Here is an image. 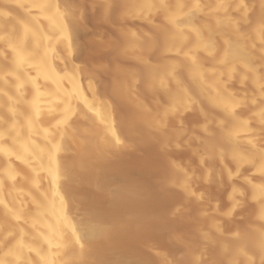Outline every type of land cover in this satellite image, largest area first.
Returning <instances> with one entry per match:
<instances>
[{"label": "bare ground", "instance_id": "obj_1", "mask_svg": "<svg viewBox=\"0 0 264 264\" xmlns=\"http://www.w3.org/2000/svg\"><path fill=\"white\" fill-rule=\"evenodd\" d=\"M1 1L22 11H0V42L13 47L12 41L18 35L12 24L17 23L20 41L26 47L38 48L40 58L12 59L6 66L0 62V264H134L115 255L108 258L100 245L125 231V220L135 216L127 215L110 225L96 216L90 209L88 196L81 193L95 192L99 197L109 195L119 201L132 198L126 187L110 188L111 195L108 194V184L103 180L105 165L96 166L100 164L97 160L103 162L116 149L111 135H117L118 119L108 108L98 105L100 96L93 84L90 86V82L68 74L72 62L64 51L72 41L65 35L68 32L63 5L59 0L53 7L50 0ZM124 1L127 11H145L124 15L125 23L126 19L127 23L139 21L162 34L165 31V35L159 44L140 46L138 54L120 53L121 56L136 57L144 63L157 56L173 65L160 76L167 101L161 103L157 98L158 107L152 111L143 101L145 118L182 120L184 115L191 117L200 111L205 121L217 126L216 129L210 124L216 139L209 135V130L207 134L213 142H220L206 145L218 152L230 148L228 159L234 162V170L228 169L225 158H218L219 164L227 169L226 177L222 178L226 182H234L244 166L248 168L241 177L248 192L234 189L229 193L236 192L241 201L257 202L260 221L258 224L257 219L252 221L255 226L248 233L228 234L217 227L219 234H228L225 236L234 241L220 243L219 247L226 264L261 263L264 260V0ZM46 28L51 32L45 33ZM120 33L141 37L144 31L140 34L120 30ZM119 47L112 46L109 51ZM31 52L28 51L30 56ZM0 56H7L4 48ZM49 61L51 72L45 69ZM194 108L197 113L189 115ZM73 113L78 121L69 120ZM88 117L92 130L81 125ZM210 128L204 126V130ZM179 162L173 161L170 166L181 174L180 185L193 194L192 173ZM77 169L82 172L78 174L81 178L74 172ZM209 170L206 168L207 175ZM221 252L218 254L223 261ZM161 255L172 264L166 253ZM189 260L191 264L204 263L201 253H190Z\"/></svg>", "mask_w": 264, "mask_h": 264}, {"label": "rangeland", "instance_id": "obj_2", "mask_svg": "<svg viewBox=\"0 0 264 264\" xmlns=\"http://www.w3.org/2000/svg\"><path fill=\"white\" fill-rule=\"evenodd\" d=\"M59 2L63 5L65 30L68 32L65 35L72 41L65 46L64 51L68 61L72 62L68 74L79 76L86 83L90 82V86L93 84L100 96L98 105L108 108L118 119L115 124L117 135H111L116 149L107 156L108 160H97L100 164H95L98 168L104 163L103 180L108 184L109 191L110 188L115 190L126 187L132 198L130 201H119L112 200L109 195L100 198L95 192L83 190L81 193L88 196L90 209L96 216L110 225L124 220L127 215L138 218L125 220L126 230L110 241L101 243L100 249L108 258L115 255L122 260H131L134 264H168L166 257L161 255L163 252L172 260V264H191L190 253H201L204 257L203 264H226L219 246L224 242H234L233 238L226 236L236 231L248 233L255 226L252 221L259 219L257 202L251 203L247 199L241 201L242 197L236 192L229 193L234 189L248 192V186L241 180L248 168L244 166L234 182L222 179L226 177L227 169L219 164L221 160L218 158H225L228 169L234 170V162L228 159L230 148L218 152L206 145L213 142L210 136L212 137L214 133L211 132L214 130L210 128V124L214 128L217 126L205 121L206 118L195 109L196 106H193L195 110L192 109L195 112L191 110L188 114L197 113L196 111L201 114L191 117L184 115L183 121L176 119L177 117H162L159 121H153L150 117L146 119L143 101L151 111L158 107L155 105L157 98L161 103L167 101L160 76L162 72L173 68V65L164 63L157 56L151 57L146 63L136 57L121 56L123 53L138 54L140 46L146 48L150 43L159 44L165 31L162 34L139 21L140 24L135 22V25L134 21L132 23L129 20L128 24L126 19L125 23L124 15L143 14L145 11H127L122 4L124 0ZM55 3L56 0H50L51 7ZM0 11L15 13L22 10L0 0ZM12 28L18 35L12 41L13 47H6L0 42V50L4 48L7 55L0 56L2 65L6 66L12 59H39L38 48L26 47L20 41V26L13 23ZM120 30L146 33L141 37L133 34L123 36ZM50 32V29H45V33ZM216 39L219 40L218 36ZM189 44H192V40ZM112 46L120 47L110 52L109 48ZM31 50L30 56L28 51ZM51 68L49 61L45 69L51 72ZM181 76L186 78L183 71ZM90 86L86 87L89 93ZM69 120L78 121L77 114L70 115ZM81 125L92 130L91 117L82 121ZM204 126L212 131L204 130ZM207 132L212 135L209 136ZM218 142L220 141L215 140L213 144ZM173 161H180L179 164H183L187 172L192 173L190 180L194 184L193 194H188L180 185L181 174L170 166ZM206 168L210 169L209 175ZM80 171L77 169L74 172L79 176L82 173ZM253 177L257 178V174ZM109 191L108 194L111 195ZM230 196H233L232 199ZM229 217L234 218V222ZM258 222L260 223L259 220L256 223ZM217 227L223 228L228 234H219ZM205 251L208 252L207 255Z\"/></svg>", "mask_w": 264, "mask_h": 264}, {"label": "snow or ice", "instance_id": "obj_3", "mask_svg": "<svg viewBox=\"0 0 264 264\" xmlns=\"http://www.w3.org/2000/svg\"><path fill=\"white\" fill-rule=\"evenodd\" d=\"M262 8H264V3H262ZM261 264H264V260L261 261Z\"/></svg>", "mask_w": 264, "mask_h": 264}]
</instances>
